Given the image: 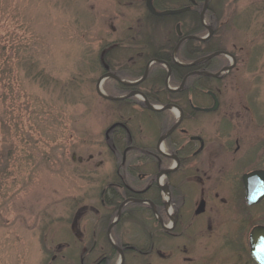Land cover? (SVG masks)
Listing matches in <instances>:
<instances>
[{"label": "flooded vegetation", "instance_id": "flooded-vegetation-1", "mask_svg": "<svg viewBox=\"0 0 264 264\" xmlns=\"http://www.w3.org/2000/svg\"><path fill=\"white\" fill-rule=\"evenodd\" d=\"M112 2L91 198L71 200L49 264H257L250 238L264 227V197L250 204L248 190L264 188L249 178L264 174V104L257 88L247 100L226 82L238 58L213 47L217 9Z\"/></svg>", "mask_w": 264, "mask_h": 264}, {"label": "rangeland", "instance_id": "rangeland-1", "mask_svg": "<svg viewBox=\"0 0 264 264\" xmlns=\"http://www.w3.org/2000/svg\"><path fill=\"white\" fill-rule=\"evenodd\" d=\"M113 5L0 0V11L16 18L0 21L1 45L8 32L15 44L24 42L22 58L11 59L12 76L0 81V264L51 263L52 240L62 236L71 200L91 198L88 158L108 125L96 83ZM211 6L220 18L213 47L238 58L226 82L241 87L247 100L257 88L264 104V0H211Z\"/></svg>", "mask_w": 264, "mask_h": 264}, {"label": "water", "instance_id": "water-1", "mask_svg": "<svg viewBox=\"0 0 264 264\" xmlns=\"http://www.w3.org/2000/svg\"><path fill=\"white\" fill-rule=\"evenodd\" d=\"M209 0H206L205 2V7L208 6ZM208 30L212 33V29L208 28ZM219 55H226L229 58H233L231 55L228 53H215L211 55L208 58H213ZM233 65L230 66L229 68L226 69V71H230L233 69ZM101 95L102 93L99 92ZM103 96V95H102ZM251 180L259 181L264 185V174L260 173H255L250 175L249 177ZM264 197V188H257L253 190H248V200L250 204H255L256 202L260 201ZM250 244H251V253L253 259L258 263V264H264V227H259L256 228L250 238Z\"/></svg>", "mask_w": 264, "mask_h": 264}, {"label": "trees", "instance_id": "trees-1", "mask_svg": "<svg viewBox=\"0 0 264 264\" xmlns=\"http://www.w3.org/2000/svg\"><path fill=\"white\" fill-rule=\"evenodd\" d=\"M12 16H13L12 14H8L6 12L4 13V12L0 11V21H2L4 19L6 22L13 24L14 19H16V18L15 17L12 18ZM6 35H7V38L3 42L4 46L1 45V43H0V72L3 75V77H1V79H0V81H2V79H9L12 76L13 64L11 62L12 61L11 59L12 58H22V57H20V53L24 52L23 50L21 51V49H22L21 47L24 44L23 41L18 39V43L15 44L16 41L13 38V34L8 32ZM2 58H5V61L3 64H1ZM4 75L6 76V78H4Z\"/></svg>", "mask_w": 264, "mask_h": 264}]
</instances>
